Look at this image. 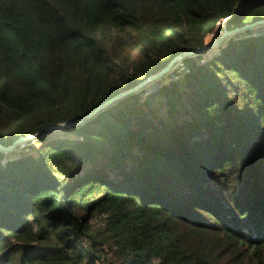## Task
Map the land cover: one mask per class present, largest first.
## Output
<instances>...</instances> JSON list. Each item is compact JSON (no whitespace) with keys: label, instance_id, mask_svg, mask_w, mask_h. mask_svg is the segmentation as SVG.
Segmentation results:
<instances>
[{"label":"trees","instance_id":"1","mask_svg":"<svg viewBox=\"0 0 264 264\" xmlns=\"http://www.w3.org/2000/svg\"><path fill=\"white\" fill-rule=\"evenodd\" d=\"M263 19L264 0H0V145ZM180 64L63 130L80 140L0 151V264H264V29Z\"/></svg>","mask_w":264,"mask_h":264},{"label":"water","instance_id":"2","mask_svg":"<svg viewBox=\"0 0 264 264\" xmlns=\"http://www.w3.org/2000/svg\"><path fill=\"white\" fill-rule=\"evenodd\" d=\"M257 29H264V19L263 20H257L251 24H246L242 27H237L232 30H226L224 28V31L221 36H219L216 40H214L212 43L209 45L204 44L203 47L197 48L193 51H187V52H182L175 56L162 70H160L158 73L149 76L139 84H137L135 87L126 90L124 92H121L108 100L104 101L100 105H98L95 109L90 111L88 114H86L83 118L77 119L72 122H64V123H55L47 126L40 127L38 131L35 134H32L30 136H25V137H19L16 141H14L11 145L9 146H1L0 145V151L8 154V153H13L17 150V146L20 145V143H30L34 142L39 136L43 135L44 132L48 130H71L72 128H77L87 122L89 119H91L93 116H95L97 113H99L102 109L116 103L118 100L125 98L126 96L130 94H135L143 89H146L147 91H150V85L159 81H162L164 78H167L168 75L174 70L175 66L180 63L183 59L185 58H194L196 56H202L205 53H209L212 49L215 47H219L225 37L227 36H232L235 37L240 34H244L247 30L250 31H255ZM217 52V49L213 52ZM212 53V54H213ZM211 57V55H210ZM210 57L208 59H210ZM207 59V60H208ZM204 61V60H203ZM5 163V160H3V164Z\"/></svg>","mask_w":264,"mask_h":264},{"label":"rangeland","instance_id":"3","mask_svg":"<svg viewBox=\"0 0 264 264\" xmlns=\"http://www.w3.org/2000/svg\"><path fill=\"white\" fill-rule=\"evenodd\" d=\"M224 31V23L223 21L218 23L217 26H216V29L213 31V33H211L210 35L207 36L206 40H205V44H210L214 39H217L221 34L222 32ZM214 52V51H213ZM213 52H209V53H206L203 56V58L205 59H208L209 56L213 53ZM184 69V67L178 63L174 70L178 73H182V70ZM173 70V71H174ZM168 78V77H167ZM167 78H164V82H167L169 79ZM155 85L156 83H153L150 85V90H152L153 88H155ZM44 135L48 137L49 140H53V139H64V138H70V137H74L75 135L73 134H65L63 132V130H49V131H46L44 132ZM40 147V144H37L34 142H30V143H27V142H24V143H20L19 146H17V150L13 153L15 157H18L20 156L21 154H24V153H30L31 155L37 157L38 156V153H37V149ZM30 148V150H29Z\"/></svg>","mask_w":264,"mask_h":264},{"label":"bare ground","instance_id":"4","mask_svg":"<svg viewBox=\"0 0 264 264\" xmlns=\"http://www.w3.org/2000/svg\"><path fill=\"white\" fill-rule=\"evenodd\" d=\"M222 33H223V32H222ZM221 35H222V34H221ZM221 35H220V36H221ZM231 38H233V37H232V36H227V37H225V39H224L223 43H226V42H228L229 40H231ZM214 40H216V39H214ZM214 40H213V41H214ZM213 41H212V42H213ZM212 42H211V43H212ZM223 43H222V44H223ZM207 45H209V44H207ZM217 48H218V46H217V47H215L214 49H212L210 52H213V51H215ZM205 54H206V53H205ZM203 55H204V54H203ZM48 131H49V130H48Z\"/></svg>","mask_w":264,"mask_h":264},{"label":"built area","instance_id":"5","mask_svg":"<svg viewBox=\"0 0 264 264\" xmlns=\"http://www.w3.org/2000/svg\"><path fill=\"white\" fill-rule=\"evenodd\" d=\"M181 65H182V64H181ZM69 139H77V140H80V138H78L77 136L70 137Z\"/></svg>","mask_w":264,"mask_h":264}]
</instances>
